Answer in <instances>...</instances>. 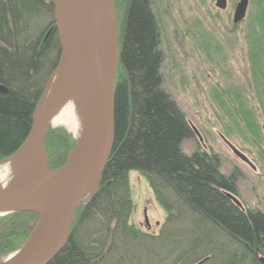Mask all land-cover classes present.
<instances>
[{"label":"trees","instance_id":"trees-1","mask_svg":"<svg viewBox=\"0 0 264 264\" xmlns=\"http://www.w3.org/2000/svg\"><path fill=\"white\" fill-rule=\"evenodd\" d=\"M53 1L0 0V85L7 89L0 94V161L25 143L58 65ZM151 4L123 2L112 154L96 194L77 205L67 244L48 264H261L255 253L264 257V214L242 211L223 195L236 196L237 177L221 172L217 154L181 149L194 134L162 87L161 37ZM253 44L250 58L264 68V32ZM60 133L48 127L42 140L47 170L62 165L74 145ZM130 171L145 178L165 213L156 234L130 221ZM36 220L27 212L0 218V259Z\"/></svg>","mask_w":264,"mask_h":264},{"label":"rangeland","instance_id":"rangeland-1","mask_svg":"<svg viewBox=\"0 0 264 264\" xmlns=\"http://www.w3.org/2000/svg\"><path fill=\"white\" fill-rule=\"evenodd\" d=\"M238 1L227 0L224 11L214 7L215 0H151V5L161 37L162 87L203 139V143L195 137L184 140L182 151L186 155L195 150L217 154L221 172L237 177L236 197L243 208L264 214V68L250 58L253 40L261 39L264 32V0H249L245 19L233 25V10ZM123 2L114 0L118 42L124 29ZM48 127L61 131L60 135L67 136L71 146L74 144L62 165L53 163V168L47 170L52 174L66 165L77 146L78 133H69L63 126ZM223 140L242 153L254 170L236 158ZM42 156L46 159L44 151ZM129 182L131 223L147 233H158L165 213L148 183L135 171L129 172ZM28 235L15 239L14 250L0 262L17 252ZM255 254L263 257L259 251Z\"/></svg>","mask_w":264,"mask_h":264},{"label":"water","instance_id":"water-1","mask_svg":"<svg viewBox=\"0 0 264 264\" xmlns=\"http://www.w3.org/2000/svg\"><path fill=\"white\" fill-rule=\"evenodd\" d=\"M248 3L249 0L238 1L233 10V25L245 19ZM53 4L54 22L60 47L57 67L64 68L78 91L87 143L86 155L77 170L65 174L52 187H43L44 181L42 180L34 184H24L21 187L0 189V210H9L6 214L27 212L37 216L22 247L0 264H48L55 258L69 240L70 227L77 205L90 200L96 194L101 176L113 150V89H115L116 72L120 59L118 37L114 32L111 42L112 60L107 76L86 39L81 0H54ZM214 7L219 11H224L227 8V0H215ZM5 93L7 89L0 85V94ZM39 115L37 105L30 133L20 148L25 154H29L34 145ZM50 120L47 118L45 122L49 124ZM190 126L194 137L203 143L198 130L193 125L190 124ZM46 132L47 128L44 135ZM262 132L264 135V126ZM225 143L236 158L238 157L241 162L254 170L250 161L242 153L226 141ZM44 161V173L48 174L46 159ZM222 193L238 209H244L236 196L226 191ZM29 199L44 200L45 204L42 208H37L26 203ZM53 228H63V235L57 243L45 244L44 238ZM259 262L264 264V257H259Z\"/></svg>","mask_w":264,"mask_h":264},{"label":"bare ground","instance_id":"bare-ground-1","mask_svg":"<svg viewBox=\"0 0 264 264\" xmlns=\"http://www.w3.org/2000/svg\"><path fill=\"white\" fill-rule=\"evenodd\" d=\"M85 33L91 50L96 54L104 73L108 76L112 58L114 36V0H81ZM43 97L38 103L39 124L34 145L29 154L23 150L0 164V189H10L24 184L44 181L43 187H52L69 172L77 170L86 155V138L83 128L82 110L76 86L62 66L52 73ZM50 118L49 124L45 121ZM63 126L69 133H78V143L66 165L52 174H45L42 150L44 131L48 126ZM27 204L42 208L44 200L26 201ZM9 212L1 209L0 215ZM63 235V228L51 229L45 244L57 243Z\"/></svg>","mask_w":264,"mask_h":264},{"label":"flooded vegetation","instance_id":"flooded-vegetation-1","mask_svg":"<svg viewBox=\"0 0 264 264\" xmlns=\"http://www.w3.org/2000/svg\"><path fill=\"white\" fill-rule=\"evenodd\" d=\"M224 141V140H223ZM225 142V141H224ZM227 145V144H226ZM243 208V207H242ZM246 209H243L242 211H245Z\"/></svg>","mask_w":264,"mask_h":264}]
</instances>
